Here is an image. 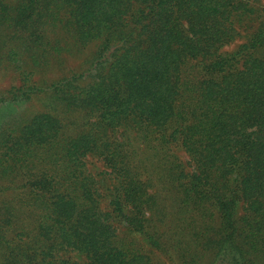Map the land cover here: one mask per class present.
<instances>
[{
    "label": "trees",
    "instance_id": "obj_1",
    "mask_svg": "<svg viewBox=\"0 0 264 264\" xmlns=\"http://www.w3.org/2000/svg\"><path fill=\"white\" fill-rule=\"evenodd\" d=\"M0 69V264H264V0H0Z\"/></svg>",
    "mask_w": 264,
    "mask_h": 264
},
{
    "label": "rangeland",
    "instance_id": "obj_2",
    "mask_svg": "<svg viewBox=\"0 0 264 264\" xmlns=\"http://www.w3.org/2000/svg\"><path fill=\"white\" fill-rule=\"evenodd\" d=\"M13 1V0H9ZM77 55V54H76ZM63 59H67L64 61L65 67L68 69V72L71 70H78L82 61L85 57L81 55L78 56H68L63 55ZM55 66L52 68L50 72L47 73L46 76L53 77L56 75ZM41 76L38 74L35 79H40ZM22 81L19 76L14 72H6L0 69V92L9 91L13 87L21 86ZM42 103L40 101H33L32 103H6L0 106V132L3 129V125L5 123H16L18 120L26 119L29 116H32L36 112L41 111ZM98 167L99 164H96Z\"/></svg>",
    "mask_w": 264,
    "mask_h": 264
}]
</instances>
